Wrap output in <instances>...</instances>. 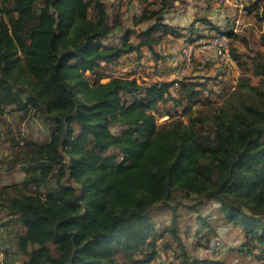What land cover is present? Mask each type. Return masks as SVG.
Here are the masks:
<instances>
[{"label": "trees", "instance_id": "16d2710c", "mask_svg": "<svg viewBox=\"0 0 264 264\" xmlns=\"http://www.w3.org/2000/svg\"><path fill=\"white\" fill-rule=\"evenodd\" d=\"M187 1H151L137 21L149 23L137 29L125 24L129 4L0 0V116L23 111L50 128L42 141L0 129V211L15 237L2 250L13 264L16 254L23 264H155L171 247L178 264H237L218 252L191 253L184 241L179 208L198 214L196 236L215 234L201 214L213 201L224 224L244 231L231 250L264 264V87L234 82L219 67L193 69L197 56L182 77H137L145 58L157 67L171 56L159 46L215 32L229 35L240 68L264 75L263 61L237 50L244 38L232 30L236 16L226 29L208 14L187 26L170 23ZM248 9L264 25V0ZM221 99L208 115L192 114ZM18 169L23 180L4 183ZM160 206L172 215L162 228L154 217Z\"/></svg>", "mask_w": 264, "mask_h": 264}, {"label": "rangeland", "instance_id": "374dc122", "mask_svg": "<svg viewBox=\"0 0 264 264\" xmlns=\"http://www.w3.org/2000/svg\"><path fill=\"white\" fill-rule=\"evenodd\" d=\"M109 3L116 2L119 4H122L123 8L125 9V6L129 4V8L126 10L125 14V24L128 27L133 28H144L148 25L149 21L138 23V19L143 15L144 12L143 9H147L151 5V1L154 0H107ZM131 1V4L129 3ZM253 0H243V6L240 8L238 6H235L234 4H227V3H220L217 2L216 4L220 7H217V10L215 13L210 14V16L216 20V22H221L222 24L226 23L225 16L229 14L228 19H233V17H237V15L240 14V21L241 26L238 33L244 38L236 41L235 44L238 45L239 49L238 51H241L245 56V59H247V56L249 55V59L251 60L252 57H256V59H260V61L264 62V47L262 46L260 39L262 32L264 31V25L261 21H259V18L256 15V12H250L248 9V6L252 4ZM206 4L205 0H189L187 5H183L177 10H175L174 15L175 17L179 13L183 12H191V15H185L186 18L183 23L187 24L191 23L194 19L193 13L197 11L198 14H204L201 12L200 7H204ZM219 9V10H218ZM196 13V14H197ZM222 14L224 16H222ZM182 22V21H181ZM116 34V38L119 36ZM116 38H112L111 41H118ZM133 40H136V37H132ZM164 53V52H163ZM198 53V52H197ZM168 55V53H164ZM233 56V55H232ZM251 56V58H250ZM248 59V60H249ZM206 61V62H205ZM210 62L206 60V57L204 55H199L194 62V67H198V70L208 73V72H215L217 69L222 68L225 70L229 76L230 79H234V81H237L240 77L248 78L249 82H251L254 85H258L259 87H264V75L258 76L254 75L251 71V66H244L241 67L237 65V67L231 66L229 61L223 60L222 62H219V66L215 64V62L211 63L212 66L209 68L206 63ZM219 67V68H218ZM139 74H144L143 72H140ZM153 79H143L142 76L139 78V82L143 81H152ZM239 82V81H237ZM224 99L216 100L217 103H213L212 105H196L193 108L192 114L194 115H208L209 111L213 107V105L218 106L220 103L223 102ZM11 107H8L6 111H8ZM2 119L0 120V129L6 131L7 134L12 135H19L21 137H31L34 139H37L39 141L45 140L48 138L50 134V128L42 121L40 118L36 117H24L23 111L13 110L5 112L1 114ZM186 117L188 114L185 115ZM169 120V116L165 115L162 117H159L158 121L160 123H163L165 121ZM119 128L117 126L113 127V131L117 132ZM6 134V133H5ZM4 135V138H7L8 135ZM2 147L5 143H2ZM8 145V144H7ZM9 153L8 150L2 149V155L5 156ZM24 173L22 171L14 170L8 174H5L3 181L6 184H13V183H19L23 180ZM183 202H187V200H184ZM178 213H180L181 218V230L184 237L185 243L191 247V253H196L199 256H212L213 254H216L218 252V255L221 257H225L228 259V261H231L233 263L237 264H257L254 261L253 255H249L246 253H243V255H239L236 250H231L233 247H236L241 243V241L244 239L243 230L241 228H237L235 226H232L230 224H224V218L222 214L218 210V204L216 202H210L204 206L201 207V214L208 219L209 222H211V225L215 229L216 233L210 232V228L202 231V233L198 236H196V232L201 229V222L196 221V218L198 217V214L195 212L189 211L185 207H180ZM171 212L169 209L160 206L154 211V217L156 220V223L159 227H163L165 225H168L171 221ZM7 217L4 216V214L0 211V248L4 249L8 247V245H14V234H12V231L9 229V227H6L4 225V222L7 221ZM192 227V228H191ZM194 227V228H193ZM191 228V230L185 234V231ZM201 231V230H200ZM205 234V235H203ZM166 242L171 241V237L167 236L165 239ZM189 247V248H190ZM234 249V248H233ZM161 254L159 255V258L155 264H178L179 259L176 257V251H174V247L168 248V249H161ZM14 255V254H12ZM25 258V259H24ZM19 255H14V259L16 264H23L25 263L26 257ZM13 264L11 257L8 255V253H4L2 256V261H0V264Z\"/></svg>", "mask_w": 264, "mask_h": 264}, {"label": "built area", "instance_id": "2783aa9c", "mask_svg": "<svg viewBox=\"0 0 264 264\" xmlns=\"http://www.w3.org/2000/svg\"><path fill=\"white\" fill-rule=\"evenodd\" d=\"M220 3L234 4L235 6L242 7L243 0H219ZM241 26L240 17H237L234 21L232 30L239 32ZM230 37L223 32H215L210 37L198 39L195 41H183L181 44H177L173 48L172 57L174 63L177 64L175 74L180 77L186 74L193 64L194 56L197 52L211 51L213 59L219 62L232 61V55L230 52ZM4 251L0 250V261Z\"/></svg>", "mask_w": 264, "mask_h": 264}, {"label": "crops", "instance_id": "0c3cea01", "mask_svg": "<svg viewBox=\"0 0 264 264\" xmlns=\"http://www.w3.org/2000/svg\"><path fill=\"white\" fill-rule=\"evenodd\" d=\"M137 1H140V0H137ZM206 1V4L204 7H200L201 9V12L204 13V14H208L209 17L210 14H213L215 13V11L217 10V7H220L219 5H217L214 1H211L209 3V1L205 0ZM189 2V0L187 1L186 4L184 5H187ZM210 5V6H209ZM183 6V5H181ZM181 6H179L178 8H180ZM217 6V7H215ZM177 8V9H178ZM176 9V10H177ZM145 8L143 9V11L145 12ZM219 10V9H218ZM144 12L142 14H144ZM174 12H171L167 17H168V21L172 24H176V25H181V26H187V24L183 23L184 21H186L185 19L186 18H189V17H186L185 15H191V12L188 11V12H183V13H179L177 14V16L175 17L174 15ZM197 11L195 13H193V15H196ZM198 14V13H197ZM222 16H224L222 14ZM229 16V14H227L225 16V20L226 18ZM237 17H240V14L237 15ZM212 18V17H211ZM213 19V18H212ZM214 20V19H213ZM182 21V22H181ZM216 22V20H214ZM217 24L221 25L222 28L226 29V23L222 24L221 22H216ZM189 25V23H188ZM198 28H201L202 25L200 23H198L197 25ZM183 41H185V38H181V39H176L175 41H173L172 43H165L164 45L162 46H159V50L163 47L164 49V53H169L171 54V56L168 58L167 61H161L158 63V66L156 67V65L154 66V61L153 60H147V58H145L143 60V63H144V70L140 71V72H143L145 73V76L144 74H137V77H138V80L140 78V76H142L143 79H167V80H171V79H174L176 77H178L176 74H175V70L177 68V64L173 62V60L171 59L172 57V52H173V48L175 45L177 44H181L183 43ZM204 55L206 57V60H209L211 59L212 62H215V64H217L219 66V61L216 60V59H213V53L211 51H204V52H201L199 51L195 56H199V55ZM230 62V61H229ZM230 65L231 66H234V67H237V62L236 60L233 58V60L230 62ZM191 69L192 67L189 69L188 73L191 72ZM197 73V72H196ZM182 77V76H180ZM236 82V81H234Z\"/></svg>", "mask_w": 264, "mask_h": 264}]
</instances>
